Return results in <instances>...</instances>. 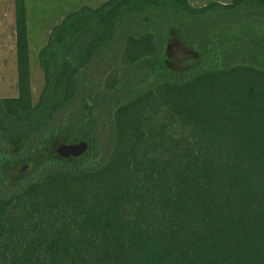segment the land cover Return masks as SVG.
Returning <instances> with one entry per match:
<instances>
[{
    "label": "trees",
    "instance_id": "trees-1",
    "mask_svg": "<svg viewBox=\"0 0 264 264\" xmlns=\"http://www.w3.org/2000/svg\"><path fill=\"white\" fill-rule=\"evenodd\" d=\"M144 7L160 12L158 29L119 36L129 68L108 73L106 63L104 85L82 88L60 131H82L95 156L90 128L119 95L107 159L51 166L0 192V264H264V31L259 19L213 18L224 8L264 14V0H107L71 11L40 52L47 84L36 105L25 0H14L18 95L0 103V133L18 154L72 103L79 70L114 46L118 22ZM175 42L195 54L186 68L169 61ZM151 58L162 79L140 88L128 73Z\"/></svg>",
    "mask_w": 264,
    "mask_h": 264
},
{
    "label": "rangeland",
    "instance_id": "rangeland-1",
    "mask_svg": "<svg viewBox=\"0 0 264 264\" xmlns=\"http://www.w3.org/2000/svg\"><path fill=\"white\" fill-rule=\"evenodd\" d=\"M14 0H0V29L5 25L7 12H14ZM106 0H25V5L29 4L28 18L31 26L30 51H28V81L30 88V101L32 105H36L41 98L43 89L46 87V72L40 62V51L44 48L46 41V32L53 23H58L61 18L69 11L80 10L84 7L98 8ZM28 2V3H27ZM190 5L200 7L211 2L229 3L231 0H188ZM256 9H246L240 7L237 9L224 8L213 18L221 19L226 25L229 18H239L243 20L259 19V32L264 31V14L255 13ZM160 12L151 7H144L136 13H132L122 18L117 26L115 35L118 36L114 40V46H104L101 52L95 55V58L82 69L79 70V84L73 97L72 103L66 105L56 111L45 124L44 128L38 134H31L25 139V144L18 154H11L9 144L0 133V192H11L18 186L35 178L45 168L57 165H63L65 168H82L97 167L101 165L108 157L113 145V122L112 112L115 103L122 100L119 95L112 96L110 102L107 103L106 112L103 118L98 120L90 128L89 138L92 137L96 154L88 157L89 141L82 136V131L71 135H79L88 142V148L78 155L62 157L55 152V148L65 139L60 134L62 126L71 124L75 117L76 103L80 100L83 87L103 86V78L113 70V68H125L119 61L122 53L123 44L120 42L119 36L124 33L140 35L148 31H156L158 29ZM187 26H200L198 22L188 21ZM39 37V38H38ZM262 39V38H261ZM113 42V40H112ZM103 56V57H102ZM105 56V57H104ZM168 56L171 64L177 69L188 67L195 58V54L183 47L180 43L175 42L168 48ZM108 63L107 71L103 72ZM135 81L138 82L140 88L150 87L161 81V76L153 65V59H145L137 64V67L128 73ZM51 84H56L55 79L51 80ZM18 95V73L16 57L12 60L9 56L0 57V103L4 98L15 97ZM118 98V99H117ZM0 116L2 113L0 111ZM46 115H42V119ZM180 126L178 123L169 127L168 131L172 135H178ZM85 131V129L83 130ZM94 150V149H92ZM82 157L81 159H76ZM21 164H28V168L24 171L18 170Z\"/></svg>",
    "mask_w": 264,
    "mask_h": 264
},
{
    "label": "crops",
    "instance_id": "crops-1",
    "mask_svg": "<svg viewBox=\"0 0 264 264\" xmlns=\"http://www.w3.org/2000/svg\"><path fill=\"white\" fill-rule=\"evenodd\" d=\"M13 3H14V1H13ZM26 8L29 9V4L25 5V9ZM89 8H91V7H89ZM69 12H71V11H69ZM68 13H66L61 18V20L58 23H53L52 26L48 29V31L46 32V36H45L46 40H47L46 41L47 43L45 44L44 48L52 40V37L54 35L53 34L54 27L59 25V24H61L63 22L65 16ZM26 15H28L27 11H26ZM30 24H31L30 23V19L27 16L26 17V28H27V46H28V51H30V47H31L30 43H31V41H33L32 40L33 38L31 37V32H30V30H31ZM3 55H5L6 57L9 56L11 58V60H12V63H13V60L15 59V57H16V36H15V21H14V12L13 11H11V12L8 11L7 12V16L5 18V25L0 29V57L2 58Z\"/></svg>",
    "mask_w": 264,
    "mask_h": 264
},
{
    "label": "water",
    "instance_id": "water-1",
    "mask_svg": "<svg viewBox=\"0 0 264 264\" xmlns=\"http://www.w3.org/2000/svg\"><path fill=\"white\" fill-rule=\"evenodd\" d=\"M88 148V142L79 135L68 136L60 145L55 148V152L62 157L78 155ZM28 164H21L18 170L24 171Z\"/></svg>",
    "mask_w": 264,
    "mask_h": 264
}]
</instances>
